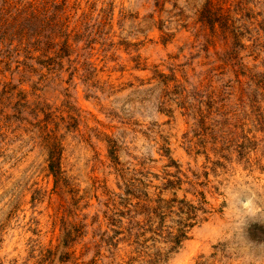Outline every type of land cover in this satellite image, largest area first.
<instances>
[{"label":"rangeland","instance_id":"rangeland-1","mask_svg":"<svg viewBox=\"0 0 264 264\" xmlns=\"http://www.w3.org/2000/svg\"><path fill=\"white\" fill-rule=\"evenodd\" d=\"M235 181L264 212V0H0V264H242Z\"/></svg>","mask_w":264,"mask_h":264},{"label":"clouds","instance_id":"clouds-1","mask_svg":"<svg viewBox=\"0 0 264 264\" xmlns=\"http://www.w3.org/2000/svg\"><path fill=\"white\" fill-rule=\"evenodd\" d=\"M224 196L229 206L235 209L230 228L235 237L234 248L242 264H264V243L250 242L244 231L249 218H259L264 222V212L254 211L257 202L254 185L241 181L226 184Z\"/></svg>","mask_w":264,"mask_h":264},{"label":"trees","instance_id":"trees-1","mask_svg":"<svg viewBox=\"0 0 264 264\" xmlns=\"http://www.w3.org/2000/svg\"><path fill=\"white\" fill-rule=\"evenodd\" d=\"M205 12H209V10H207ZM49 168L51 169V171L54 170V164H53V162L50 163ZM183 226H186V225H183ZM185 236L186 235H185L183 229L182 228H179L178 229V234L175 236V242L178 243L181 239L185 238Z\"/></svg>","mask_w":264,"mask_h":264}]
</instances>
